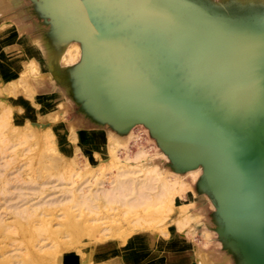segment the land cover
<instances>
[{"label": "water", "instance_id": "95a60500", "mask_svg": "<svg viewBox=\"0 0 264 264\" xmlns=\"http://www.w3.org/2000/svg\"><path fill=\"white\" fill-rule=\"evenodd\" d=\"M30 1L81 46V109L120 133L143 125L175 172L200 168L223 249L264 264V3Z\"/></svg>", "mask_w": 264, "mask_h": 264}, {"label": "rangeland", "instance_id": "374dc122", "mask_svg": "<svg viewBox=\"0 0 264 264\" xmlns=\"http://www.w3.org/2000/svg\"><path fill=\"white\" fill-rule=\"evenodd\" d=\"M31 6L0 14V177L9 179L0 194V264H221L213 205L199 199L188 178L187 191L171 194V202L161 195L135 206L95 200L77 207L80 184L112 180L118 166L143 173L151 165L115 161L108 142L77 124L70 94L47 71L30 67V42L39 33ZM149 141L140 131L130 154L140 146L154 152ZM118 155L121 161L122 150ZM152 160L162 168L158 157Z\"/></svg>", "mask_w": 264, "mask_h": 264}, {"label": "bare ground", "instance_id": "6f19581e", "mask_svg": "<svg viewBox=\"0 0 264 264\" xmlns=\"http://www.w3.org/2000/svg\"><path fill=\"white\" fill-rule=\"evenodd\" d=\"M29 1L30 0H0V14L4 12L6 13L13 7L16 8L22 5L23 7L31 6V4L30 5L27 4ZM227 1L239 2L241 4H259V3L261 4V2L257 0H243V1L241 0H220L219 2H215V1L213 2L221 4V3H226ZM23 10L25 9H22L21 11ZM26 10L29 11L28 14L32 16L33 15L36 16L35 20L33 19L34 20L33 25H34V28H36V31L39 32L37 35L38 38L30 42L31 45H33L32 50L35 53L34 54L35 59L32 58L29 61L30 67L31 68L34 67L36 69L42 68L44 71H47L50 74L52 83L53 84L57 83L58 85L57 88L61 87L63 90H65L67 93L70 94L72 100L75 102V104L78 107V113H79L80 118L78 117L79 120L77 121V124H80V126H82L83 128H86V130L94 129L96 133H93V137L96 138L99 142L100 141L104 143L108 142L107 145L109 149L111 150L112 158L115 161L117 160V162H122V163L144 162L145 164L147 163L151 165L149 166V169H147L143 173L141 172V170H135V171L121 170L120 169L121 167L118 166L117 172L112 177L113 179L111 178L112 180H109L110 179L109 178L108 179L109 181H106V180L99 181L95 184V187L94 185H91L90 186L91 188L86 183L80 184L76 188V191L80 193L78 195L79 196L78 198L80 199L82 198V200L78 199L81 201V203H79L80 201L79 202L76 201V204L78 205L76 206L80 207L82 203L83 204L85 203L83 206L84 208H86L87 207L86 203L89 205V203L91 204L95 200H100L106 204H118V205L130 204V205L135 206V205L142 204L149 200L154 201L155 199L159 198L161 195H165V196L167 195L168 196L167 198H169V201L171 202L173 199V196L171 194L176 193L177 195V194H181L182 192L187 191L183 178H188L193 183L192 186L194 184L196 185V182L201 175V169L197 168V169L188 170L186 172H180V173L175 172V170L170 166L167 156L159 149V147L156 145L155 140L149 135L148 130L143 125L137 124L133 126L131 129H129L127 132L120 133V132L115 131L108 124L93 120L91 116H89L83 109H81V107L75 100L73 93L71 92V85L73 84L72 79H71V73L74 67L79 63L80 58H81V53H82L80 44L77 41L65 39L59 36V34H57L55 31L51 30L48 20L45 18H42L41 15L39 16L38 13H36L35 9L33 8V3H32V6L28 7ZM8 13L10 15V12ZM28 36H29V33H28ZM53 86L56 87L55 85ZM97 131L100 133H97ZM140 131H142L144 135L150 140L149 142L151 143V146L154 148V152L149 153L145 148L140 146L137 148V150L133 154H130L129 152L130 144L136 142V139L138 135L140 134ZM135 132H137V134ZM115 150L117 151L115 152ZM121 150L124 153V157L122 158L121 161H119L117 156H119L118 152H120ZM154 157H158L159 160L162 161L163 169L158 168L156 164L152 163L153 162L152 158ZM159 160L157 162H160ZM139 174H141L140 177H138ZM8 182H9V179L6 176L3 178L0 177V194L5 193L6 189L3 188L4 186L3 184H7ZM47 183L48 182H46V184ZM106 184L109 185L110 187H105L107 186ZM197 194L201 201L208 199L206 197L207 195L204 193L197 192ZM192 195H195V194H192ZM48 201L49 200L46 201L47 203H44L45 206L47 204L50 206L52 205L50 204L52 203V201L51 202L49 201L50 203ZM43 202L41 204H43ZM57 202L56 204H60L61 202H64V201L61 200L59 202V199H58ZM94 205L95 204H93V206ZM90 206L93 207L92 205H89L88 208ZM210 222L212 226L211 229L216 235L217 240L216 239L215 240L219 242V246H220L219 247L220 251H218L217 248L214 251L215 255L219 258L218 263L234 264V262L230 260L231 255L229 254V252L223 249L221 242L218 240L217 234L215 232L214 220L211 219Z\"/></svg>", "mask_w": 264, "mask_h": 264}]
</instances>
